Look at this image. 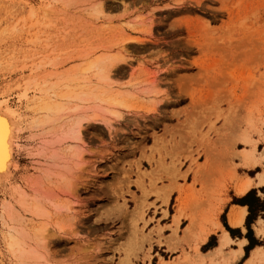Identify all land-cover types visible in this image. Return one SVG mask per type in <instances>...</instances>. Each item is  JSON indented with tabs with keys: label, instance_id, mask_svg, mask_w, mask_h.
<instances>
[{
	"label": "rangeland",
	"instance_id": "rangeland-1",
	"mask_svg": "<svg viewBox=\"0 0 264 264\" xmlns=\"http://www.w3.org/2000/svg\"><path fill=\"white\" fill-rule=\"evenodd\" d=\"M19 11L57 14L63 59L76 56L70 67L84 82L77 92L89 96L75 104L83 142L62 143L64 162L36 154L37 145L15 155L13 184L32 195L39 182L63 205L48 204L47 246L31 235L28 248L46 264H226L242 237L248 244L233 264L257 247L264 253V159L249 168L237 157L247 149L260 163L264 154V0H0V23ZM107 64L108 82L99 71ZM77 163L83 171L70 190ZM247 179L253 195L232 201L253 206L242 233L226 211L220 223L216 208L227 184ZM12 191L0 187V204ZM191 216L197 222L187 233ZM8 227L0 216V264H35L9 247ZM220 229L233 238L222 251Z\"/></svg>",
	"mask_w": 264,
	"mask_h": 264
},
{
	"label": "bare ground",
	"instance_id": "bare-ground-1",
	"mask_svg": "<svg viewBox=\"0 0 264 264\" xmlns=\"http://www.w3.org/2000/svg\"><path fill=\"white\" fill-rule=\"evenodd\" d=\"M22 13L23 11L16 13L13 16L14 20L10 24L8 23L7 26L0 23V187L10 184L14 196L11 200H5L0 204V216L4 224L8 225L9 223V247L19 253L22 259L33 260L35 264H46L48 259L44 255L28 248V240L31 235H34L40 243L39 246L42 249L45 248L48 240V224H44L42 220L53 216L48 204L52 203L56 207L55 209L58 208L57 210L63 208V205L61 206L58 203L55 193L53 195L46 192L41 193L39 182L34 181L35 186L30 184L35 188L32 195L26 187L13 184L12 174L14 172L15 155H21L25 146L37 145V152L39 153L36 152V154H49L50 159L54 160L55 164L60 162L62 156L59 153L64 141L73 139L71 141L79 140L83 142L82 120H76L75 118L76 121H74V117L79 116L76 114L79 112V108L77 109L79 105L77 104L76 107L75 104L76 101L88 103L89 96L86 99L84 93L77 92L81 83L77 80L76 72L72 70L73 67H70L76 56L74 58L68 56L63 59V47L57 42L55 18L57 14L53 15L48 11ZM126 46L125 43L120 44L119 50H124ZM79 58L82 59V57ZM88 59L87 62L90 65L91 62ZM85 61L81 62L82 65L87 63ZM88 64H86V67L89 66ZM91 67L94 68V65ZM111 67L112 64L99 67L102 80L108 82L111 79ZM90 69L89 66L84 71L85 74L87 71L90 72ZM82 70L81 73H83ZM88 81L87 83L90 84ZM81 85L83 86L84 82ZM242 139L246 145L251 143L247 136L242 137ZM74 147L78 148L77 145H74ZM74 147L72 150H75ZM67 149L69 152V148ZM74 150L72 156L76 157L77 152ZM81 157L82 154L77 159H81ZM237 157L244 163V166L250 168L261 164L264 154L261 156L260 163L257 162L258 160L255 159L254 154L247 149L242 150ZM64 158L66 159V157ZM62 161L64 162V160ZM74 166H70L71 170L73 169L70 171L73 173L71 176L69 175V178L74 176L72 182L68 181L70 190H74V187H76L74 180L76 176L78 180L79 174L83 171L81 163ZM63 169L65 168L63 167ZM36 183L38 184L37 188ZM259 184H264V176H261ZM252 185L253 182L250 179L242 183L239 182L235 185L236 193L244 195ZM168 198L163 199V202L167 203ZM184 204L180 205L178 215L174 217L176 226L179 225L181 217L184 216ZM67 209L71 210L70 207ZM24 212H29L31 220L37 224H34L33 229L27 228ZM229 216L232 225L240 224L241 220L234 213ZM189 220L191 222L186 230L187 233H190L194 223L197 222L192 216ZM16 222L23 226L15 225ZM259 232L264 233V228L260 229ZM232 242L229 234L224 232L219 251H222L224 247L229 246ZM242 244L240 243V247H242ZM262 251L261 247H257L246 264L264 263V253ZM241 254L242 250L235 251L226 264H233Z\"/></svg>",
	"mask_w": 264,
	"mask_h": 264
},
{
	"label": "crops",
	"instance_id": "crops-1",
	"mask_svg": "<svg viewBox=\"0 0 264 264\" xmlns=\"http://www.w3.org/2000/svg\"><path fill=\"white\" fill-rule=\"evenodd\" d=\"M251 180V179H250ZM254 180V179H252ZM242 183V182H241ZM254 183V182H253ZM238 184V183H237ZM255 184V183H254ZM236 185V184H235ZM235 185H230V184H227L226 185V188L222 191L221 193V196H220V199L221 201L218 203V207L216 208L218 210V219L221 223V220H220V217H221V214L223 212L226 213V220H227V223L228 225L233 228V229H241V232L242 233H245L246 231L243 230V228L245 229V224H246V220H247V216L249 214V211H248V207L245 206V205H241V204H232V201L234 198H242L243 196H245L252 188H255L254 185H252V187L244 194V195H239L238 193H236V190H235ZM261 186H264V185H260ZM234 213L236 215L237 218H239L241 221H240V224H237V225H232L230 223V219H229V215ZM257 224H258V221H257ZM255 225H253L254 227ZM224 228V227H223ZM256 228V227H255ZM225 229V228H224ZM221 231V237L223 235V232L222 230L220 229ZM230 236V235H229ZM231 238V237H230ZM233 239V238H232ZM231 239V240H232ZM246 239L245 237H242V238H237L235 241H238V242H241L243 243L242 244V247H239V249L237 248L236 250L237 251H240L242 250V254L239 255V258H242V256L244 255V247L248 244V240H244ZM233 241V240H232ZM205 244V243H204ZM216 250V249H215ZM238 258V259H239ZM247 260L245 261L244 264H246Z\"/></svg>",
	"mask_w": 264,
	"mask_h": 264
},
{
	"label": "trees",
	"instance_id": "trees-1",
	"mask_svg": "<svg viewBox=\"0 0 264 264\" xmlns=\"http://www.w3.org/2000/svg\"><path fill=\"white\" fill-rule=\"evenodd\" d=\"M252 195H253L252 192L248 193L241 201H244L245 199H248ZM241 201H236V202H238L239 204L241 203V205H245V206H248L249 207V216L247 218V226H248L250 224L251 217H252V214H253V206L251 204H248L247 202H241ZM227 229L229 231H231V229L229 227H227Z\"/></svg>",
	"mask_w": 264,
	"mask_h": 264
}]
</instances>
